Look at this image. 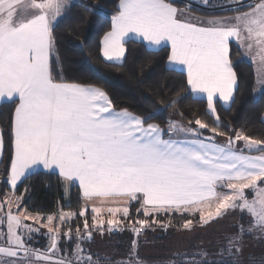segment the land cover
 I'll return each instance as SVG.
<instances>
[{"label":"snow or ice","instance_id":"1","mask_svg":"<svg viewBox=\"0 0 264 264\" xmlns=\"http://www.w3.org/2000/svg\"><path fill=\"white\" fill-rule=\"evenodd\" d=\"M67 2L0 0V101L18 100L7 178L10 188L42 166L58 169L66 183L78 181L85 201L117 205L107 208L113 217L119 213L128 218L132 202L137 201V212L146 217L161 211H200L203 220L204 206L215 204V214L207 212L209 218L222 215V210H240L252 217L253 227L264 231V139H254L243 130L227 135L211 127L212 133L227 136L225 144H218L179 124L170 125L166 133L128 109L116 110L99 87L57 81L51 64L53 30ZM119 9L112 30L103 38V56L121 60L129 34L153 46L170 44L169 63L186 67L191 92L204 97L217 126V100L233 101L237 85L230 59L232 41L253 57L258 83L264 86V0L235 17L209 21L208 26L186 22L170 0H120ZM195 124L209 128L200 119ZM177 131L195 138H172ZM239 141H244V148L235 146ZM3 147L0 134V152ZM246 190H252L251 198ZM21 200L0 203V257L5 258L0 264H98L81 246L85 237L92 239L86 204L80 213L61 210L58 216L33 217L21 207ZM91 211L96 222L102 208L94 206ZM77 215L85 216V232L75 230V259H56L60 239H73V228L62 233L61 227ZM29 220L45 221L42 226L50 237L46 250L30 246L31 234L40 229L26 223ZM191 223L187 221L185 227ZM144 226H149L147 219L137 221L133 232L138 235ZM235 243L236 238L229 240V250Z\"/></svg>","mask_w":264,"mask_h":264},{"label":"trees","instance_id":"2","mask_svg":"<svg viewBox=\"0 0 264 264\" xmlns=\"http://www.w3.org/2000/svg\"><path fill=\"white\" fill-rule=\"evenodd\" d=\"M171 1L210 16L248 8H200L187 5L183 0ZM119 2L120 0L67 2V7L54 24L53 30L51 64L57 81L99 87L108 94L115 109H128L145 118L147 123L158 124L166 133L173 122L180 121L188 128L197 129L201 138H214L217 143L225 144L227 136L212 133L211 127H218L219 131H225L227 135L243 130L254 139H264V93L255 95L254 65L243 58L242 50L236 43L231 44L230 56L237 76V89L230 106L218 103L219 126L208 114L204 98L191 92L187 74L168 66L171 52L169 46L154 50L142 41L129 39L125 43L126 57L123 62L105 60L101 53V42L111 29L113 16L119 12ZM173 101L175 104H172ZM17 104V100L0 104V128L4 141L0 162V200L14 194L22 198V208L44 215H56L61 210L75 213L84 211L85 201L80 187L73 184L68 199L65 180L53 171H35L11 191L7 178L14 154L12 125ZM148 117L152 118L147 119ZM197 119L207 123L209 128L200 129L195 124ZM235 146L238 149L244 148V141L237 142ZM137 208L138 202L133 201L130 216L123 219L127 227L120 231L95 230L94 213L87 208L85 216L92 239L85 237L82 242L85 254L92 253L98 264H264V238H259L258 230L250 225L246 212L241 213L236 222L224 221V224L227 223L225 228L220 226L206 237L198 238V233L194 234L184 248L180 247L182 245L179 244L178 233L204 226L200 219H189L187 213L179 212H160L146 217L142 212L138 213ZM85 216L72 217L63 225L62 233L68 227L73 228V239H60V251L56 257L66 258L74 253L77 242L75 230L79 228L80 233L84 234ZM144 219L149 221V226H144L138 235L133 233L129 226ZM189 220L192 223L185 227ZM31 235L39 238L34 242L29 241L31 247L47 249L49 239L45 235L40 232H33ZM233 238H236L235 247L229 250V240Z\"/></svg>","mask_w":264,"mask_h":264},{"label":"crops","instance_id":"3","mask_svg":"<svg viewBox=\"0 0 264 264\" xmlns=\"http://www.w3.org/2000/svg\"><path fill=\"white\" fill-rule=\"evenodd\" d=\"M70 0H68V2H69ZM183 1H185L186 3H187V5H190V6H197V7H200V8H212V9H215V8H217V7H221L223 4H227V3H229L230 2V0H183ZM170 2L171 3H173L174 4V6H176L179 10H180V12L182 13V19H184L186 22H191V23H195V24H197V26H208V22L209 21H212V20H217V19H225V18H232V17H235V16H237V15H239L240 13H242V12H247V11H250V8H247V9H245V10H243V11H236V12H232V13H228V14H224V15H220V16H210V15H205V14H201V13H198V12H195V11H193V10H191L190 8H188V7H183V6H179L178 4H176V3H174L173 1H171L170 0ZM119 4H120V2H119ZM202 5H204V6H202ZM120 10V9H119ZM58 19H59V17H58ZM57 19V20H58ZM57 22V21H56ZM55 22V23H56ZM112 30V24H111V29L109 30V31H111ZM108 31V32H109ZM107 32V33H108ZM106 35V34H105ZM104 35V36H105ZM104 36H103V38H104ZM103 38H102V42H101V53H102V55H103ZM129 39H135V40H139V41H142L143 43H145V45L148 47V48H150V49H154V50H156V49H159V48H161V47H164V46H169L170 47V44H164V45H161V46H153V45H150V44H148V42L147 41H145V40H143L141 37H139V36H136V35H133V34H129V36H127V37H125V43H126V41H128ZM232 43H236L237 44V42H235V41H232L231 43H230V53H231V44ZM238 45V44H237ZM125 46V45H124ZM239 46V45H238ZM240 48H241V50H242V56H243V58L245 59V60H247V61H249V62H251L253 65H254V68H255V73H256V85H255V95L256 96H260V95H262L263 93H264V86H262L261 84H259L258 83V74H257V72H258V66H256V63L254 62V59H253V57L249 54V56L247 57V56H245L246 55V52H247V50L245 49V48H243V47H241V46H239ZM125 48H126V46H125ZM170 49H171V47H170ZM249 53V52H248ZM104 57V56H103ZM125 57H126V52H125V56L121 59V60H119V61H110V62H118V63H120V62H123L124 61V59H125ZM246 57V58H245ZM104 59L105 60H107V58L106 57H104ZM230 59H231V56H230ZM107 61H109V60H107ZM232 61V60H231ZM232 64H233V62H232ZM168 66L170 67V68H174V69H178V70H182V71H184L185 73H186V67L185 66H181V65H175V64H170L169 63V61H168ZM234 68V67H233ZM235 71V70H234ZM187 74V73H186ZM237 84H238V82H237ZM189 88H190V86H189ZM236 89H237V85H236ZM235 92H236V90H235ZM235 92H234V94H233V98H234V96H235ZM195 96H197V97H200V98H204L202 95H199V94H195V93H193ZM18 101V100H17ZM3 102H7V101H0V104L1 103H3ZM218 103H221L223 106H226V107H228V106H230V104L232 103V101L231 102H229L228 104H224L222 101H220V100H217V103H216V107L218 106ZM116 110H118V109H116ZM218 111V110H217ZM186 128V127H185ZM162 129V128H161ZM0 134H2V131H1V128H0ZM177 135V134H176ZM3 136V135H2ZM184 135H177V137L175 136L174 137V139H191V138H187L188 136H191V135H187V136H185V137H183ZM182 137V138H181ZM165 138H167V137H165ZM217 143V142H216ZM218 144H223V143H218ZM246 154H251V155H258L259 153H248L247 151H246ZM2 155H3V150H2V152H0V162H1V159H2ZM38 170H45V171H53V172H56V173H58L59 174V170L58 169H44L42 166H37V167H34L33 169H31L30 170V173L29 174H31V173H33V172H35V171H38ZM29 174H27V176L29 175ZM26 176V177H27ZM25 177V178H26ZM24 179V178H23ZM22 179V180H23ZM64 179V178H63ZM22 180L20 181V182H18V184H17V186H16V188L18 187V185L22 182ZM66 183V182H65ZM73 184H76V185H78L79 186V184H78V181H72V182H70V183H66V185L70 188ZM10 187V186H9ZM15 188V189H16ZM11 189V188H10ZM15 189H11V191H14ZM80 190H81V192H82V189L80 188ZM82 195H83V193H82ZM16 198V196H14V194H12L9 198H7V199H5V200H1V203H6L7 202V200L8 199H15ZM85 201V200H84ZM95 203H100V201H85V204L87 205V208H89V209H91L92 207H94L96 204ZM102 205V204H101ZM104 206H106L107 204H103ZM25 209V208H24ZM13 210L15 211V204H13ZM27 214L28 215H30L29 214V211L27 210ZM51 215H54V214H51ZM45 216H49V215H44V217ZM3 217V213H0V218H2ZM33 222V221H32ZM26 223H30L29 221H26ZM61 229H63V228H61ZM40 234H43V235H45L48 239H49V243H50V237H49V234L47 233V230H46V228H40ZM61 232H62V230H61ZM0 241H2V240H0ZM3 242V241H2ZM49 245V244H48ZM82 246V245H81ZM36 249H40V250H46V248H44V249H41V248H36ZM58 254V253H57ZM56 259H59V257H56Z\"/></svg>","mask_w":264,"mask_h":264},{"label":"rangeland","instance_id":"4","mask_svg":"<svg viewBox=\"0 0 264 264\" xmlns=\"http://www.w3.org/2000/svg\"><path fill=\"white\" fill-rule=\"evenodd\" d=\"M245 1V0H244ZM260 2V0L258 1V2H254L253 4H252V6L253 5H255L256 3H259ZM202 6H204V5H202ZM205 7V6H204ZM248 8H251V6H249ZM245 56H249V53H248V51L246 52V55ZM246 58V57H245ZM256 66H258L257 64H256ZM173 124H179V125H181V126H183V128H188L186 125H184V124H181L180 123V121H178V122H173ZM191 129V128H190ZM194 129V128H193ZM197 130V129H196ZM184 135L183 137H185V136H187V135H191L190 133H185V132H183V131H177V132H173V134H172V138H174L175 136L177 137V135ZM197 136H199V134H198V131H197ZM165 137H167L168 138V136L166 135ZM200 137V136H199ZM182 138V137H181ZM187 138H191V139H193V138H195V137H193L192 135L191 136H188ZM201 138V137H200ZM226 191V190H225ZM246 194L249 196V198H251L252 197V195H253V192H252V190H246ZM66 196H67V198L69 199V196H70V188L66 185ZM0 203H1V200H0ZM133 203V202H132ZM96 205H95V207H101L102 208V211H101V213L99 214V216H98V218H97V221L95 222V227H97V226H99V227H102V226H100L102 223H106V224H108L107 223V221L108 220H111V219H115V220H117L118 221V223H123V219H125L123 216H121L119 213H117L116 214V216H110V215H108V212H107V208L108 207H110V206H117V205H109V204H107L106 206H104V205H101V203H95ZM140 207V204H139V202H138V208ZM64 212H68V211H64ZM161 212H163V211H161ZM207 212H212L213 214H215V204H212L211 206H204V219L202 220L201 219V212L200 211H193V212H183V213H187V215H188V218L189 219H193V220H196V219H200V221H202V224L204 225V226H200L198 229H192V230H186V231H183V232H180V233H178V235H177V237L178 238H180L178 241L180 242H178L180 245H182V246H180V247H183L184 246V248H185V245H188L189 244V241H190V239H192V237L194 236V234H197L198 233V238H201V237H206V236H208L209 235V233L211 232V231H213V230H216L217 228H219L220 226L221 227H226V225H227V223L226 224H224V221H226V222H236L237 220H239L240 219V215H241V213H244V212H242V211H240V210H227V211H225V210H222V215H220V216H218V217H215V218H209L208 216H207ZM60 213V212H59ZM58 213V214H59ZM171 213H173V212H171ZM29 214L31 215V216H33V217H37V216H39V217H44V214H41V213H36V212H29ZM58 214H56V215H52V216H58ZM153 215H156V214H153ZM247 219H248V221L249 222H251L250 223V225L252 226V217L249 215V214H247ZM45 217H47V216H45ZM147 217H150V216H147ZM150 219V218H149ZM205 221H207V222H205ZM29 224H33V227H39V229L40 228H43V224L45 223V221H43V220H41L40 221V223L39 224H34L31 220H29ZM248 222V223H249ZM54 223H55V221H54ZM63 227V226H62ZM61 227V228H62ZM220 227V228H221ZM98 228V227H97ZM257 230H258V233H259V235H260V237L259 238H264V231H262V230H260V229H258V228H256ZM62 230V229H61ZM101 230H103V229H101ZM227 230V229H226ZM227 231H229V229L227 230ZM33 235H31V240L34 242L37 238H35V237H32ZM176 237V238H177ZM258 238V237H257ZM230 239V238H229ZM38 240H39V238H38ZM175 241H177V239H175ZM3 242L2 241H0V244H2ZM176 245H177V242H176ZM33 248V247H32ZM41 249H43V248H41ZM145 252V251H144ZM57 254V253H56ZM73 256H74V253L72 254V255H70L69 254V257L67 256L66 258H73ZM91 256H93V254L91 253ZM55 258H56V256H55ZM93 258V257H92ZM0 259H5V258H2V257H0ZM73 259H75V256H74V258ZM95 258H93V260H94ZM36 264H46V262H36Z\"/></svg>","mask_w":264,"mask_h":264},{"label":"built area","instance_id":"5","mask_svg":"<svg viewBox=\"0 0 264 264\" xmlns=\"http://www.w3.org/2000/svg\"><path fill=\"white\" fill-rule=\"evenodd\" d=\"M259 0H231L229 3L222 5L221 7H217L215 9H227V8H237V7H242V6H252V4L254 2H258ZM136 225H130L129 228L133 231V227ZM99 227V230L103 229V230H110V231H120L123 230L124 228H126L127 226L124 223H118L117 225H109L106 223H102ZM97 227L94 226V229L97 230ZM144 227H140L139 228V232L143 229ZM134 233V232H133Z\"/></svg>","mask_w":264,"mask_h":264}]
</instances>
